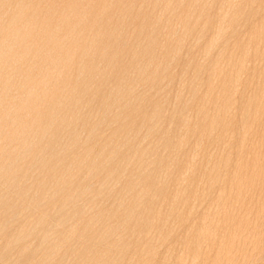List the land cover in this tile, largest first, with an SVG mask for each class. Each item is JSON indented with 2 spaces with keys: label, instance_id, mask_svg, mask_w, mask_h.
Returning a JSON list of instances; mask_svg holds the SVG:
<instances>
[{
  "label": "rangeland",
  "instance_id": "1",
  "mask_svg": "<svg viewBox=\"0 0 264 264\" xmlns=\"http://www.w3.org/2000/svg\"><path fill=\"white\" fill-rule=\"evenodd\" d=\"M0 264H264V0H0Z\"/></svg>",
  "mask_w": 264,
  "mask_h": 264
},
{
  "label": "bare ground",
  "instance_id": "2",
  "mask_svg": "<svg viewBox=\"0 0 264 264\" xmlns=\"http://www.w3.org/2000/svg\"><path fill=\"white\" fill-rule=\"evenodd\" d=\"M19 2H20V1H19ZM28 5H29V4H28ZM19 7H20V6H19ZM5 15H6V14H5ZM37 18H38V17H37ZM30 21H31V20H30ZM27 24H29V22H28ZM60 26H61V25H60ZM20 27H23V26H20ZM29 27H30V26H29ZM26 28H27V26H26ZM26 28H25V29H26ZM56 28H58V27H56ZM20 29H21V28H20ZM41 29H42V28H41ZM31 30H32V29H31ZM31 30H30V31H31ZM27 31H28V30H27ZM27 31H26V32H27ZM32 31H33V30H32ZM31 33H33V32H31ZM217 37H218V36H217ZM124 43H125V42H124ZM98 59H99V58H98ZM58 102H59V101H58ZM54 103H55V102H54ZM24 104H25V103H24ZM53 107H54V106H53ZM46 114H47V113H46ZM98 125H99V124H98ZM52 183H53V182H52Z\"/></svg>",
  "mask_w": 264,
  "mask_h": 264
}]
</instances>
